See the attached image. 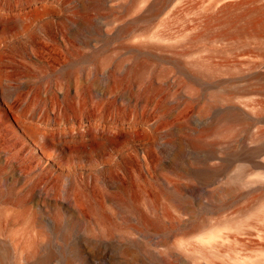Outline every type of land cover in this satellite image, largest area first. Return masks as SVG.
<instances>
[{
	"label": "rangeland",
	"instance_id": "obj_1",
	"mask_svg": "<svg viewBox=\"0 0 264 264\" xmlns=\"http://www.w3.org/2000/svg\"><path fill=\"white\" fill-rule=\"evenodd\" d=\"M159 2L0 0V23L15 26L0 36V248L10 264L51 251L50 264H66L92 240L109 241L115 264L122 247L145 245L152 264H257L264 254V184L235 180L241 167L264 171V0ZM230 111L242 120L222 121ZM14 117L86 134L46 160ZM219 225L223 239L196 238Z\"/></svg>",
	"mask_w": 264,
	"mask_h": 264
},
{
	"label": "bare ground",
	"instance_id": "obj_2",
	"mask_svg": "<svg viewBox=\"0 0 264 264\" xmlns=\"http://www.w3.org/2000/svg\"><path fill=\"white\" fill-rule=\"evenodd\" d=\"M172 0H160L159 2V10L163 9L167 4H169ZM15 26H8V24L0 23V36L2 34L11 33V35H14L13 30ZM19 114V113H18ZM22 118V116H21ZM19 117H14L16 126L21 130H29L30 132V139L31 144L34 148L40 150V154L43 155L42 158L47 159H56V158H62L59 151H64L67 148V143L69 142L70 137L73 139V137H82L86 133L79 132L81 127H83V124H75L71 126V128L68 131H65V129L61 130H50L45 127H39L37 126L35 129L28 128V126H24L22 124V119ZM38 121H42L41 118L35 117ZM84 120V119H83ZM224 122H236L242 120V116L239 113L230 111L226 113L222 119ZM74 121V120H73ZM85 121V120H84ZM28 122V121H27ZM68 122V121H67ZM65 123V122H64ZM249 123V122H248ZM45 126V125H44ZM87 131V129H86ZM263 134L254 136L255 141L262 140ZM78 139V138H77ZM105 141L103 142V145L105 147L110 146L113 144V141L109 138H104ZM70 144V143H69ZM72 144V143H71ZM98 147V143L91 141V143L88 144L89 149H93V147ZM264 146V145H263ZM86 146L81 144V148L87 149ZM259 147V146H257ZM256 148V147H255ZM253 148L251 150L252 154L260 153V150L262 147L259 148ZM252 149V148H251ZM250 152V151H249ZM262 153H264L262 151ZM261 164L264 166V159H261ZM225 165V163H224ZM227 165V164H226ZM227 167V166H226ZM261 167V166H260ZM209 169V168H208ZM219 169H212L206 173L207 178H214ZM221 173V172H220ZM219 173V174H220ZM235 180L238 181V183L243 184H264V171H251V169H247L244 167H241V171L236 176ZM232 189V188H231ZM258 206L259 208L264 209V192L259 196L258 198ZM224 224V223H223ZM229 225V224H228ZM219 226H216L214 228H200L198 229L196 233V238L201 242H210L212 243L214 239H216L218 236L222 237V233L220 235V229ZM240 227V226H239ZM224 228V226H223ZM72 227H69L66 230L65 238L68 239L71 237L72 234ZM224 233V232H223ZM144 240V239H143ZM108 240H104V243H99L98 240L89 242L90 244H86L83 246V248H77L76 254L74 253L71 258H69L66 262V264H115L114 258L117 256L112 255L110 251H108L111 247L110 244H108ZM148 243V242H147ZM210 245V244H209ZM210 247V246H209ZM212 249H215V246L211 247ZM187 250V249H186ZM196 252L206 254L205 249L203 247H197ZM220 250H217L216 253ZM9 252L7 250H3L0 248V264H10L9 263ZM21 254V253H20ZM211 255V254H209ZM55 257H57V254L54 251H51L47 253L42 259H40V264H50L55 260ZM205 257V256H204ZM245 258V257H244ZM247 260V259H246ZM257 264H263L264 263V254H262L261 257H257L255 259H252ZM38 263V262H37ZM151 259V252L150 249H148V246L145 245L143 247H137L136 249H132L129 247H122L121 251L119 253L118 261L116 264H152Z\"/></svg>",
	"mask_w": 264,
	"mask_h": 264
}]
</instances>
